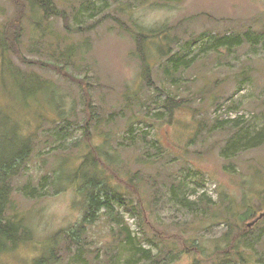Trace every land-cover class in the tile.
I'll list each match as a JSON object with an SVG mask.
<instances>
[{"label": "rangeland", "instance_id": "rangeland-1", "mask_svg": "<svg viewBox=\"0 0 264 264\" xmlns=\"http://www.w3.org/2000/svg\"><path fill=\"white\" fill-rule=\"evenodd\" d=\"M55 1L0 0V157L29 143L0 264H264V0ZM97 149L113 208L89 222Z\"/></svg>", "mask_w": 264, "mask_h": 264}, {"label": "trees", "instance_id": "trees-1", "mask_svg": "<svg viewBox=\"0 0 264 264\" xmlns=\"http://www.w3.org/2000/svg\"><path fill=\"white\" fill-rule=\"evenodd\" d=\"M15 2L20 6L18 18L23 16L25 13V8L28 7V4H30V6L33 8L43 10L47 15L52 14L66 17L65 11L59 8L55 0H15ZM13 24L15 26L12 29V32H18V35L23 32L21 25L11 21L8 23L6 28V33L4 36L5 43L8 42V34L11 33L10 27ZM162 33L164 32H155L154 34L160 35ZM145 38H147L145 35L138 34L135 39L138 44L137 49L139 56L143 62L144 75L148 80H150L151 67L149 65L148 59L146 58L147 56L144 53L143 47V40ZM242 40L243 37L237 35L226 37L222 42H224L225 45L228 44L232 46H239ZM16 41H18V38L15 39V42ZM5 46L8 48L9 45L6 44ZM87 96L90 97V95ZM87 103L89 107L92 106L90 102ZM182 103V99L176 100L172 97H168L166 100V109L169 111V115L171 116L173 111L177 107L181 106ZM263 143L264 131H260L256 134V136L245 143V147L248 149L256 148ZM27 148H29V143H25L23 146H20V148L11 156L0 157V256L3 252H6L16 246L19 241L25 239L26 229L24 228L22 222L18 221L17 218L19 215L11 212V210L15 208L12 181L13 178L19 173L20 166L27 155ZM103 155L106 156V152H103V150L100 151L99 149L88 152L84 156L83 162L76 171L78 176H73V178L85 181V186L88 188L89 204L85 220L89 222L94 220L95 216L100 210H109L113 208V205L110 202L111 197L106 195V186L108 183L106 182L107 179L104 170L106 161L103 158ZM86 167L88 169H85ZM90 169H92V171H90ZM247 206V211L242 216H240L242 221L253 216V207H251V205ZM127 239L129 241L134 240L131 236V233L128 234ZM143 252H145L144 256H149V250H145Z\"/></svg>", "mask_w": 264, "mask_h": 264}]
</instances>
